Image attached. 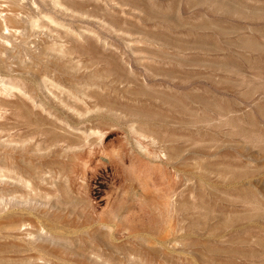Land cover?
<instances>
[{
    "label": "rangeland",
    "instance_id": "374dc122",
    "mask_svg": "<svg viewBox=\"0 0 264 264\" xmlns=\"http://www.w3.org/2000/svg\"><path fill=\"white\" fill-rule=\"evenodd\" d=\"M0 264H264V0H0Z\"/></svg>",
    "mask_w": 264,
    "mask_h": 264
}]
</instances>
